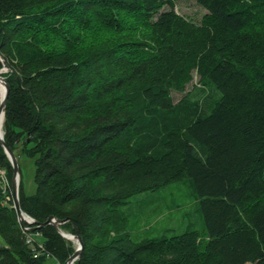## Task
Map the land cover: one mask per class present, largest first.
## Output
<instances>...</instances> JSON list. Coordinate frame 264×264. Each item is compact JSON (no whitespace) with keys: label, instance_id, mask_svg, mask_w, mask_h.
I'll return each mask as SVG.
<instances>
[{"label":"trees","instance_id":"1","mask_svg":"<svg viewBox=\"0 0 264 264\" xmlns=\"http://www.w3.org/2000/svg\"><path fill=\"white\" fill-rule=\"evenodd\" d=\"M174 1L0 0L21 207L37 222L73 219L74 264H264V0H196L200 23ZM195 73L200 86L175 101ZM0 168V264H65L76 245L54 225L30 230L38 256L26 242L1 141ZM186 178L210 238H135L128 198Z\"/></svg>","mask_w":264,"mask_h":264},{"label":"rangeland","instance_id":"2","mask_svg":"<svg viewBox=\"0 0 264 264\" xmlns=\"http://www.w3.org/2000/svg\"><path fill=\"white\" fill-rule=\"evenodd\" d=\"M175 10L193 22L200 23L207 9L196 0H175ZM164 9H169L165 6ZM7 71L3 68L0 73ZM200 86L199 76L195 73L185 92H173L175 101L184 94ZM199 93L196 97H200ZM22 172L26 190L34 191L33 165L31 160L22 161ZM5 183V179H3ZM7 185V184H6ZM128 213V229L137 239L143 237H163L197 230L203 236L207 234L206 223L193 180L186 178L173 181L156 190H149L132 195L124 206ZM210 238V237H209ZM77 247V242L73 241ZM48 264H57L48 260Z\"/></svg>","mask_w":264,"mask_h":264},{"label":"water","instance_id":"3","mask_svg":"<svg viewBox=\"0 0 264 264\" xmlns=\"http://www.w3.org/2000/svg\"><path fill=\"white\" fill-rule=\"evenodd\" d=\"M3 62V67L0 68V72L3 68L7 69L9 68L8 64L2 59ZM0 80L3 82L4 85V94L0 96V141L1 144L3 145L11 163L13 166V176H12V194H13V203L14 207L17 211L19 220L24 228H26V224L28 225H33L29 227V230H36V229H41L42 227H45L48 224L54 225L59 232L66 238L71 239L73 241L77 242V247L75 251L72 253V255L66 260L65 264H74L76 260L79 259L81 256L83 247H84V242L82 240V237L78 233V228L76 224L74 223L73 219L71 217L67 218H58L54 215H51L48 217V219L44 222H37L34 220L30 215L25 213L21 207L20 203V181H21V169H20V164L18 161V157L16 156L15 152L12 150V148L6 143L4 139V131H3V123H4V118H5V111H6V105L10 93V85L7 81V79L0 73ZM29 141V139H28ZM72 222L73 227L75 232L74 233H69L65 232L62 230L61 226L67 222Z\"/></svg>","mask_w":264,"mask_h":264},{"label":"built area","instance_id":"4","mask_svg":"<svg viewBox=\"0 0 264 264\" xmlns=\"http://www.w3.org/2000/svg\"><path fill=\"white\" fill-rule=\"evenodd\" d=\"M0 178L5 179V171L0 168ZM25 231V236H26V242L30 245H34V256H38L42 250H45V246L42 243V241L40 240L41 237V232L36 231V232H30L29 227L26 226V228H24ZM49 254V253H48ZM58 264H61L59 262H57Z\"/></svg>","mask_w":264,"mask_h":264},{"label":"bare ground","instance_id":"5","mask_svg":"<svg viewBox=\"0 0 264 264\" xmlns=\"http://www.w3.org/2000/svg\"><path fill=\"white\" fill-rule=\"evenodd\" d=\"M4 85L3 82L0 80V96H2L4 94Z\"/></svg>","mask_w":264,"mask_h":264}]
</instances>
